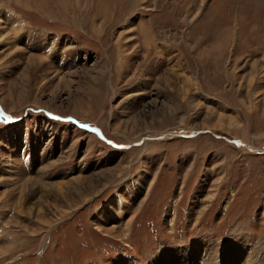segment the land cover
<instances>
[{"label": "rangeland", "instance_id": "374dc122", "mask_svg": "<svg viewBox=\"0 0 264 264\" xmlns=\"http://www.w3.org/2000/svg\"><path fill=\"white\" fill-rule=\"evenodd\" d=\"M65 5L0 0V264H264V0Z\"/></svg>", "mask_w": 264, "mask_h": 264}, {"label": "bare ground", "instance_id": "6f19581e", "mask_svg": "<svg viewBox=\"0 0 264 264\" xmlns=\"http://www.w3.org/2000/svg\"><path fill=\"white\" fill-rule=\"evenodd\" d=\"M60 1V5L62 6V7H66V5H65V2H66V0H59ZM150 9V8H149ZM11 19V18H10ZM10 19H9V21H10ZM75 19V18H74ZM7 20V19H6ZM5 23H11V24H13V26H18L19 27V25H20V23H21V21H20V19L18 18V19H14V20H12V21H10V22H5L3 19H0V29L2 28V27H5ZM10 24V25H11ZM7 25V24H6ZM9 25V26H10ZM13 28V27H12ZM11 29V28H10ZM18 29V28H17ZM142 33L144 34V36H146V34H145V29H144V26H143V24H142ZM149 31V30H148ZM148 31L146 32V33H148ZM15 32H17V30L15 31ZM126 33V32H125ZM15 34H17V33H15ZM122 34V33H121ZM151 34V33H150ZM122 35H126V34H122ZM127 36V35H126ZM126 36H124V37H122V38H125ZM148 36H149V34H148ZM147 36V37H148ZM1 37V36H0ZM121 38V39H122ZM1 39V38H0ZM128 39V38H127ZM127 39H126V41H127ZM120 42V41H119ZM121 43V42H120ZM118 46H119V44H118ZM159 56V55H158ZM28 58V57H27ZM30 59L32 60V61H34L35 62V58H33L32 56L30 57ZM40 59V58H39ZM38 59V60H39ZM36 64V63H35ZM37 65V64H36ZM35 66V65H34ZM259 74V73H258ZM254 79L256 80V78H257V76H255V74H254ZM251 80H253V79H251ZM258 80H260V79H258ZM253 83H254V81H253ZM253 86V85H252ZM249 92V91H248ZM51 130V132H50V134H54V131L55 130H53V128L51 127L50 128ZM11 172V171H10ZM40 177V176H39ZM60 188V187H59ZM34 204V203H33ZM38 204V203H37ZM35 206V205H34ZM37 206V205H36ZM35 206V207H36ZM36 211L38 212L39 211V208L37 209L36 208ZM128 223V221H125V224H127ZM171 224V223H170ZM240 250H241V247H239L238 249H237V251H236V253H234L235 254V256L234 257H232L233 258V261H232V263H234V262H236L235 261V259H236V257H237V254L240 252ZM254 253L253 254H251V260L252 259H254V258H257L258 256H259V254H258V252H256V251H253ZM184 259V258H183ZM183 259H181V256H179V254H175V256L172 254V252H170V253H166L165 255H164V257H163V262H162V264H183V263H186V264H188L189 262L187 261V259H185L184 261H183ZM238 259V258H237ZM240 259V258H239ZM242 259V258H241ZM249 259V258H248ZM258 259V258H257ZM122 261V260H121ZM120 261V263L119 264H123V262H121ZM161 262V261H160ZM125 264H130L129 262L128 263H125Z\"/></svg>", "mask_w": 264, "mask_h": 264}]
</instances>
